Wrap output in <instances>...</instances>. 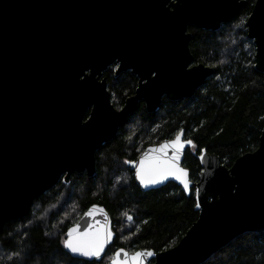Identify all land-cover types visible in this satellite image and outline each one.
<instances>
[{"label": "water", "instance_id": "water-1", "mask_svg": "<svg viewBox=\"0 0 264 264\" xmlns=\"http://www.w3.org/2000/svg\"><path fill=\"white\" fill-rule=\"evenodd\" d=\"M243 5L244 0H0V232L27 216L34 200L59 180L68 183L80 172L93 176L96 151L140 102L152 113L163 98L192 97L214 70L193 62L188 26L215 31ZM245 26L254 69L264 73V0H254ZM113 64L114 76L130 71L137 78L120 108L112 104L102 76ZM181 132L177 152L171 142ZM164 144L169 146L161 148ZM191 146L181 129L145 145L127 165L142 192L168 182L186 195L193 188L196 220L170 248H118L107 264L117 252L119 261L127 253L129 264L138 252L152 253L139 264H201L240 234L264 231V126L257 148L230 167L200 149L196 182L182 163ZM174 163L186 177L170 168ZM73 228H78L73 238L107 230L111 240L99 258L74 254L64 247ZM114 237L110 214L92 204L67 228L63 247L73 258L99 261Z\"/></svg>", "mask_w": 264, "mask_h": 264}, {"label": "trees", "instance_id": "trees-1", "mask_svg": "<svg viewBox=\"0 0 264 264\" xmlns=\"http://www.w3.org/2000/svg\"><path fill=\"white\" fill-rule=\"evenodd\" d=\"M253 3L246 0L235 17L215 31L188 26L193 62L210 65L214 73L192 97L163 98L155 112L148 113L140 102L96 151L93 176L80 172L71 174L68 183L59 180L34 200L27 216L4 226L0 264H107L118 248L157 252L177 243L198 216L193 188L186 195L168 182L142 192L127 162L145 145L182 129L192 140L182 163L196 182L200 149L215 153L230 167L238 156L257 148L264 126V73L254 69V45L246 35L245 20ZM115 67L109 66L102 76L112 104L120 108L133 94L137 78L130 71L114 76ZM92 204L107 210L115 233L99 261L73 258L63 247L67 228ZM201 264H264V231L240 234Z\"/></svg>", "mask_w": 264, "mask_h": 264}, {"label": "snow or ice", "instance_id": "snow-or-ice-1", "mask_svg": "<svg viewBox=\"0 0 264 264\" xmlns=\"http://www.w3.org/2000/svg\"><path fill=\"white\" fill-rule=\"evenodd\" d=\"M182 135L183 133L181 132L180 134L176 136L175 140L171 142L172 146L176 148L177 152H179L183 147V143L181 142ZM187 143L190 144L191 141H187ZM168 146H169L168 144H164L161 146V148H167ZM173 161L174 162L178 161V156H174ZM173 167L176 168L177 171L181 172L185 177L187 176L186 171H184L183 169H179L178 165H176L175 163L170 165V168H173ZM169 174L175 176V172L171 170L169 171ZM176 178L179 179L180 177L176 176ZM141 180L143 182L142 176H141ZM150 182L157 183L158 181L155 179H152ZM182 182L184 183L185 190H187L189 187L188 182L186 180ZM197 206L199 207V205ZM91 214H92L91 212L88 213V215H91ZM129 219H131V217H129ZM77 231H78V228H73L69 230L68 239L64 241V247L69 249L74 254H79L82 256H86V257L99 258V256L104 250L105 244L111 240V235H112L111 232L107 230L103 234L97 231L95 235L91 236L88 239H85L84 237H89V233L85 231L80 237L73 238V233H76ZM120 254H121L120 252H117L115 254V258L112 260V264H129L128 254L124 253L125 259L123 261H119L118 258L120 257ZM151 255H152L151 252L135 253L131 257V262L132 264H139V261L141 260L142 257L151 256Z\"/></svg>", "mask_w": 264, "mask_h": 264}, {"label": "flooded vegetation", "instance_id": "flooded-vegetation-1", "mask_svg": "<svg viewBox=\"0 0 264 264\" xmlns=\"http://www.w3.org/2000/svg\"><path fill=\"white\" fill-rule=\"evenodd\" d=\"M26 1H27V0H26ZM245 3H246V0H244V5H245ZM244 5H243V7H244ZM243 7H242V8H243ZM242 8H241V9H242ZM234 17H235V16H234Z\"/></svg>", "mask_w": 264, "mask_h": 264}]
</instances>
